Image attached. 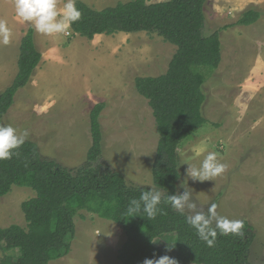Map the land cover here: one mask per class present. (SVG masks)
Here are the masks:
<instances>
[{"label":"rangeland","instance_id":"rangeland-1","mask_svg":"<svg viewBox=\"0 0 264 264\" xmlns=\"http://www.w3.org/2000/svg\"><path fill=\"white\" fill-rule=\"evenodd\" d=\"M81 1L101 10L132 0ZM163 1L148 0L149 3ZM259 1L209 0L206 33L236 23L249 7H258L264 13V6L256 5ZM64 2L58 0V7L62 8ZM6 4L5 7V0H0L2 20L4 14H10L6 8L13 6L8 0ZM12 14L17 17L15 12ZM6 22L13 35L8 45L0 44V95L17 75L20 41L32 26L24 21L18 22V26ZM60 37L53 42L39 37L40 50L50 48L42 51L45 60L26 88L18 92L3 125L27 129L29 135L25 141L35 142L44 158L75 170L85 163L92 145L91 111L95 105L104 103L100 118L103 155L97 164L122 173L129 186L157 189L152 168L159 134L153 111L137 92L135 79L165 74L177 47L146 32L104 35L94 42L73 34L69 39L62 34ZM79 39L84 42L77 44ZM221 40L219 68L204 69L207 78L204 114L208 122L182 143L179 154L180 162L198 166L207 151H215L227 170L214 181L199 182L186 176L187 164L181 165L178 194L188 191L196 205L195 210L185 208L187 215L196 211L207 214L209 206L215 203L218 215L247 221L255 233L250 262L264 264V112L262 122L259 120V112L264 108V51L261 50L264 14L252 26L222 31ZM74 42L75 48L70 46ZM2 65L7 68L5 79L1 75ZM258 93L262 98L254 103ZM201 146L206 151L198 155ZM35 196L28 187L14 186L0 201V228L12 225L26 228L22 205ZM75 224L70 253L50 264H122L118 254L126 242V233L120 224L85 209L77 210ZM174 240L173 236L160 237L156 245L163 247ZM5 253L0 246V261Z\"/></svg>","mask_w":264,"mask_h":264},{"label":"trees","instance_id":"trees-1","mask_svg":"<svg viewBox=\"0 0 264 264\" xmlns=\"http://www.w3.org/2000/svg\"><path fill=\"white\" fill-rule=\"evenodd\" d=\"M208 1L149 3L148 0H132L103 10L76 1L82 15L70 26L74 37L94 40L97 35L146 32L177 47L165 74L135 79L137 92L153 111L159 134L152 174L162 194L159 205L162 213L154 220L143 213L136 217L128 215L130 201L139 199L141 192L149 189L129 186L122 173L97 164L103 155L100 118L105 109V104L99 103L90 114L92 145L81 167L70 170L44 158L38 145L30 140L25 141L11 159L0 161V201L14 186L28 187L36 193L22 205L26 228L19 225L0 228V246L6 252L0 264H50L69 254L78 209L122 226L126 233V242L118 254L122 264H143L145 259L165 255L175 259L177 264H252L250 252L255 233L247 221H243L242 237L218 235L215 246L208 247L187 224L189 215L173 210L166 203L168 195L178 194L180 146L208 122L204 114L207 102L204 69L215 71L222 62L221 32L236 26H252L264 14L258 7H249L236 23L208 35ZM42 60L32 25L21 40L18 74L0 95V125L15 104L18 92L30 83ZM165 236H173L175 240L158 247L156 240Z\"/></svg>","mask_w":264,"mask_h":264},{"label":"clouds","instance_id":"clouds-1","mask_svg":"<svg viewBox=\"0 0 264 264\" xmlns=\"http://www.w3.org/2000/svg\"><path fill=\"white\" fill-rule=\"evenodd\" d=\"M16 16L33 25L36 32L44 36L62 34L70 35V26L81 19L82 13L76 7V0H65L63 7H58V0H14ZM12 32L5 20L0 19V44L8 45L11 42ZM27 129L19 130L11 125H0V161L9 160L27 139ZM206 148L201 146L197 154L204 153ZM187 164L186 176L193 181H214L227 170V165L222 163L215 151H207L198 166ZM162 194L157 189L142 191L139 199H132L127 209V214L133 217L143 213L149 220H154L162 213L159 207ZM166 203L177 212L183 213L185 208L195 210V203L191 202L188 191L182 194L168 195ZM217 205L211 204L207 214L196 211L194 215L186 217L187 224L195 230L196 235L204 241L208 247L215 246L217 236L244 235V222L238 219H228L218 215ZM213 222L215 227H213ZM143 264H177L175 259L169 256H161L158 259H145Z\"/></svg>","mask_w":264,"mask_h":264},{"label":"crops","instance_id":"crops-1","mask_svg":"<svg viewBox=\"0 0 264 264\" xmlns=\"http://www.w3.org/2000/svg\"><path fill=\"white\" fill-rule=\"evenodd\" d=\"M6 1L7 0H5V7L8 5V4H6ZM9 2H11V6L12 7H10V8H6V11H8V12H10V14L9 15H5L4 14V16H2L3 18H4V20L5 21H8L9 23H11V26H18V22H23L22 20H20L19 18H17V17H14L13 16V14H12V12H15V9H14V0H8ZM256 5H260V7H263L264 6V0H261V1H259V2H257L256 3ZM264 8V7H263ZM103 9H105V8H103ZM103 9H101V10H103ZM17 20V21H16ZM70 33L72 34L73 32H72V30H71V28H70ZM71 34H70V36H71ZM60 35L61 34H56V35H53V36H44V35H42V34H40V33H38V32H36V43H37V45H38V47L39 48H41V42L39 41L40 39H39V37H43V38H45V40L47 41V42H53V41H55L57 38H61L60 37ZM69 35L68 36H66L68 39H69V37H70ZM101 36H104V35H97L95 38H98V37H101ZM106 36V35H105ZM79 38L81 37V36H78ZM82 38H84V37H82ZM95 38H94V40H88V41H91V42H94L95 41ZM62 39V38H61ZM87 39V38H86ZM22 40V39H21ZM64 40V39H63ZM86 41V40H85ZM76 42V41H75ZM75 42L74 43H72V45H70V46H72V47H74L75 48V46H76V44H75ZM84 42V40L83 39H79L78 41H77V44H81V43H83ZM65 43V40H64V42H63V44ZM20 46H21V41H20ZM52 47V46H51ZM49 48H50V46H49ZM49 48H47V49H49ZM63 48H65V47H63ZM69 48H71V47H69ZM74 48H72V51L74 50ZM47 49H44V50H42L41 49V51H45V50H47ZM56 50V49H55ZM261 50H262V52L264 51V47H261ZM262 54H264V52L262 53ZM20 55V54H19ZM264 56V55H263ZM261 58H263V57H261ZM261 58H259V59H261ZM43 60H45V59H43ZM5 61H6V59H5ZM41 65V64H40ZM4 65H2V70H1V75H2V77H3V79H5L6 78V76H7V68H6V70H5V68L3 67ZM39 68V67H38ZM17 74H18V72H17ZM34 75H35V73H34ZM33 75V76H34ZM17 76V75H16ZM15 76V77H16ZM15 77H14V79H15ZM32 79H33V77H32ZM31 79V80H32ZM0 81H2V80H0ZM14 81V80H13ZM13 83V82H12ZM12 85V84H11ZM5 91V90H4ZM257 95V94H256ZM254 96V103L256 102V100L258 101V99H261L262 97H261V94L260 93H258V95L257 96ZM253 103V104H254ZM253 107V106H252ZM251 110V112H253V113H256V111L254 110V111H252L253 109L251 108L250 109ZM259 112V111H258ZM263 112H264V108H263V110L261 111V112H259V113H261L260 114V116H259V120H260V122H262V116L261 115H263Z\"/></svg>","mask_w":264,"mask_h":264}]
</instances>
